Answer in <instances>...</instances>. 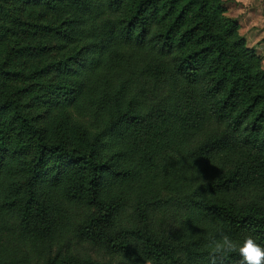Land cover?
<instances>
[{
  "label": "trees",
  "instance_id": "trees-1",
  "mask_svg": "<svg viewBox=\"0 0 264 264\" xmlns=\"http://www.w3.org/2000/svg\"><path fill=\"white\" fill-rule=\"evenodd\" d=\"M225 13L0 0V264H97L77 242L132 264H212L224 234L264 245V64Z\"/></svg>",
  "mask_w": 264,
  "mask_h": 264
},
{
  "label": "rangeland",
  "instance_id": "rangeland-1",
  "mask_svg": "<svg viewBox=\"0 0 264 264\" xmlns=\"http://www.w3.org/2000/svg\"><path fill=\"white\" fill-rule=\"evenodd\" d=\"M226 7L225 15L239 23V37L246 40L247 46L255 49L262 57L264 64V0H222ZM88 118V117H87ZM169 194L166 193L165 196ZM13 245L17 244L16 236H11ZM9 239V240H10ZM78 243V242H77ZM74 244L72 247L79 249L83 256L95 259L97 264H132L121 261L114 255H109L98 248H91L89 244ZM60 244L53 247V253H56ZM34 264H46V257L40 259L34 258ZM145 264H153L145 262Z\"/></svg>",
  "mask_w": 264,
  "mask_h": 264
},
{
  "label": "clouds",
  "instance_id": "clouds-1",
  "mask_svg": "<svg viewBox=\"0 0 264 264\" xmlns=\"http://www.w3.org/2000/svg\"><path fill=\"white\" fill-rule=\"evenodd\" d=\"M238 253L239 264H264V245L251 235H244L233 239L229 235L213 237L209 242V254L212 264H217V259H226L232 253Z\"/></svg>",
  "mask_w": 264,
  "mask_h": 264
}]
</instances>
